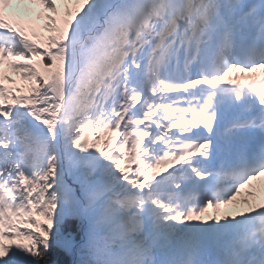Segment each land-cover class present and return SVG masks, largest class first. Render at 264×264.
Returning <instances> with one entry per match:
<instances>
[{
    "label": "snow or ice",
    "instance_id": "snow-or-ice-1",
    "mask_svg": "<svg viewBox=\"0 0 264 264\" xmlns=\"http://www.w3.org/2000/svg\"><path fill=\"white\" fill-rule=\"evenodd\" d=\"M0 264H264V0H0Z\"/></svg>",
    "mask_w": 264,
    "mask_h": 264
},
{
    "label": "trees",
    "instance_id": "trees-1",
    "mask_svg": "<svg viewBox=\"0 0 264 264\" xmlns=\"http://www.w3.org/2000/svg\"><path fill=\"white\" fill-rule=\"evenodd\" d=\"M12 76H13V79L17 80L18 84L22 83V82L19 81V78L15 74H12Z\"/></svg>",
    "mask_w": 264,
    "mask_h": 264
},
{
    "label": "rangeland",
    "instance_id": "rangeland-1",
    "mask_svg": "<svg viewBox=\"0 0 264 264\" xmlns=\"http://www.w3.org/2000/svg\"><path fill=\"white\" fill-rule=\"evenodd\" d=\"M24 7H25L24 5H21V12H23Z\"/></svg>",
    "mask_w": 264,
    "mask_h": 264
}]
</instances>
